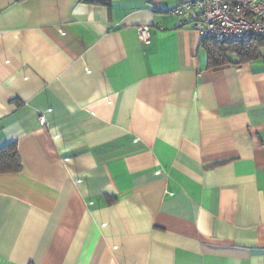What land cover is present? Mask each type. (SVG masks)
Returning <instances> with one entry per match:
<instances>
[{"label": "crops", "instance_id": "1", "mask_svg": "<svg viewBox=\"0 0 264 264\" xmlns=\"http://www.w3.org/2000/svg\"><path fill=\"white\" fill-rule=\"evenodd\" d=\"M186 1L0 0V264H264V59Z\"/></svg>", "mask_w": 264, "mask_h": 264}, {"label": "built area", "instance_id": "2", "mask_svg": "<svg viewBox=\"0 0 264 264\" xmlns=\"http://www.w3.org/2000/svg\"><path fill=\"white\" fill-rule=\"evenodd\" d=\"M170 12L180 19V26L188 25L201 40L246 42L252 37L264 38V0H190ZM149 35V27L138 28L141 41ZM40 123L45 124L44 118Z\"/></svg>", "mask_w": 264, "mask_h": 264}, {"label": "trees", "instance_id": "3", "mask_svg": "<svg viewBox=\"0 0 264 264\" xmlns=\"http://www.w3.org/2000/svg\"><path fill=\"white\" fill-rule=\"evenodd\" d=\"M208 53V66L217 67L229 61L234 54L237 63H244L259 57L263 58L264 38L252 37L246 42L202 41ZM22 170V163L14 143L0 148V174H14Z\"/></svg>", "mask_w": 264, "mask_h": 264}]
</instances>
